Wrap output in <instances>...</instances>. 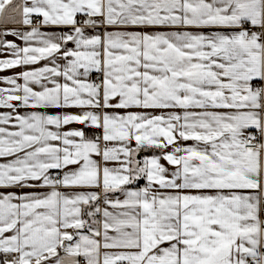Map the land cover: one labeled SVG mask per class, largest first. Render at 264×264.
Masks as SVG:
<instances>
[{"label": "snow or ice", "instance_id": "1", "mask_svg": "<svg viewBox=\"0 0 264 264\" xmlns=\"http://www.w3.org/2000/svg\"><path fill=\"white\" fill-rule=\"evenodd\" d=\"M0 54V264H264V0H0Z\"/></svg>", "mask_w": 264, "mask_h": 264}, {"label": "crops", "instance_id": "2", "mask_svg": "<svg viewBox=\"0 0 264 264\" xmlns=\"http://www.w3.org/2000/svg\"><path fill=\"white\" fill-rule=\"evenodd\" d=\"M80 19H83V17H81ZM8 39L12 40L15 39L14 37H8ZM19 43V41H17ZM0 58H5V55L0 54ZM43 63V62H42ZM20 69H14V70H8L5 72H0V76H8V75H12L14 72H19ZM3 86V85H0Z\"/></svg>", "mask_w": 264, "mask_h": 264}]
</instances>
